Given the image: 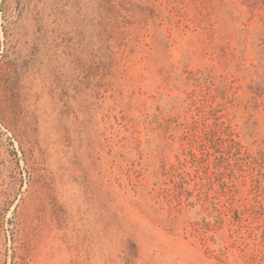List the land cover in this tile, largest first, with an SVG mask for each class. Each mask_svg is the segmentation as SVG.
I'll list each match as a JSON object with an SVG mask.
<instances>
[{
	"label": "rangeland",
	"instance_id": "rangeland-1",
	"mask_svg": "<svg viewBox=\"0 0 264 264\" xmlns=\"http://www.w3.org/2000/svg\"><path fill=\"white\" fill-rule=\"evenodd\" d=\"M0 264H264V0H0Z\"/></svg>",
	"mask_w": 264,
	"mask_h": 264
}]
</instances>
